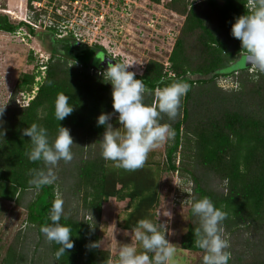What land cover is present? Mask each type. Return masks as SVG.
Segmentation results:
<instances>
[{"label": "trees", "instance_id": "16d2710c", "mask_svg": "<svg viewBox=\"0 0 264 264\" xmlns=\"http://www.w3.org/2000/svg\"><path fill=\"white\" fill-rule=\"evenodd\" d=\"M38 1L41 0H27L28 8ZM164 7L184 17L168 57V72L163 63L149 60L142 74L134 78L143 80L146 88L152 90L144 96L148 105L155 103L157 87L183 81L190 85V91L181 99L175 120L162 114L160 123H169L175 131L174 138L166 142L164 163L145 162L135 171L118 167L116 162L102 156L100 140L104 128L97 125L98 116L112 113L109 122L116 128L120 124L118 113L112 108L111 85L102 74L91 72V69L101 73L104 70L93 68L85 54L94 51L107 54L106 50L99 45L83 47L70 38L56 39L62 20L54 12H43L53 20L45 32L49 60L41 82L35 81L37 71L23 74L5 105L4 123L0 127L5 132L0 138V201L13 202L26 210L27 225L37 236L34 250L45 252L47 261L39 253L44 264H109L110 251L89 247L101 241L103 204L109 199L128 201L129 210L121 228L131 233L141 219L155 222L158 183L169 172L187 178L191 184L190 222L181 239V250L205 254L195 246L194 231L200 222L191 204L194 199L206 196L227 214L222 223L224 231L235 234L242 229L249 234L250 238L244 239L250 256L246 264H264V74L251 75L249 68L227 71L239 56L245 55L240 42L231 35V27L236 18L249 11V0H170ZM21 25L0 15L2 33L13 34ZM220 77H233L238 88L222 90L216 84ZM34 88L37 90L33 99L22 106L17 97L21 93L30 94ZM59 93L68 95L75 107L62 121H57L54 115ZM33 123L47 129L50 141L59 126L68 128L71 136L76 137L70 166L66 168V162H59L62 165L59 171H67V177L62 176L63 182L57 178L55 184L39 191L29 186V172L45 166L28 159L32 145L30 138L22 134ZM78 150L87 151L86 157L77 160ZM216 186L221 188L216 190ZM56 191L64 194L60 223L72 228L74 242V247L66 249L58 260L55 253L59 245L49 242L41 231L51 223ZM30 194L34 196L28 199ZM78 208L82 210L81 217ZM24 239L23 233L14 238L3 264H27Z\"/></svg>", "mask_w": 264, "mask_h": 264}, {"label": "clouds", "instance_id": "9594fccd", "mask_svg": "<svg viewBox=\"0 0 264 264\" xmlns=\"http://www.w3.org/2000/svg\"><path fill=\"white\" fill-rule=\"evenodd\" d=\"M26 7L28 8L27 2ZM3 12L7 14L6 11ZM20 23L22 25L18 29L27 28V24L24 22L18 24ZM231 35L240 42L245 53L243 57L245 66L248 65L254 72L264 74V0H249V11L235 19ZM132 65L109 63L102 73L103 79L111 85L112 108L118 113L120 127L114 129L109 122L112 113H102L97 118V125L104 128L100 140L102 156L128 171L142 168L151 151L174 138L175 131L171 125L160 123L162 114H166L169 120H175L179 115L181 99L190 91L188 83L175 81L167 86L157 87L154 91L155 103L145 104L144 96L152 90L146 88L143 80L134 78L136 73L128 70ZM69 101L68 95L64 93L57 95L54 103L57 121L64 120L74 111L75 107ZM4 110L5 106L0 107V127L4 123L2 119ZM22 134L30 138L32 145L27 153L28 159L31 162H42L45 166L30 170L29 186L36 191L45 186H52L57 180L54 169L58 163L61 160L70 162L73 159L71 149L74 143L70 130L59 126L57 135L50 141L47 129L33 123L26 127ZM4 135L5 132L0 130V138ZM63 204L61 198L53 201L50 211L51 223L41 228L49 242L59 245L55 253L57 260L65 255L66 249L74 247L71 239L72 228L60 223L64 215ZM191 210L200 222L194 236L195 246L205 253L203 264H229L231 253L227 249L230 248V243L223 237L222 227L227 214L215 207L206 196L194 199ZM161 215L170 220L172 213L165 207L157 214L155 222L150 219H141L137 222L132 229L135 243L119 244L117 264H177L176 245L165 238L166 224L158 223ZM115 230L114 225V232ZM89 247L99 248L100 242H95Z\"/></svg>", "mask_w": 264, "mask_h": 264}, {"label": "rangeland", "instance_id": "374dc122", "mask_svg": "<svg viewBox=\"0 0 264 264\" xmlns=\"http://www.w3.org/2000/svg\"><path fill=\"white\" fill-rule=\"evenodd\" d=\"M121 1L124 2V0ZM121 1L109 0V3L106 1L103 14L105 16L104 19L110 18L107 24L101 31L92 29L93 34L85 36V43H81L82 41L78 43L83 47H90L94 46L93 42L96 41L98 43L96 45L103 47L99 42L102 43L105 47L103 48L107 52L104 55L111 59H116L118 63L133 64L128 70L135 72L136 75H141L149 60H155L160 63H165L168 60L175 39L184 22V17L167 10L164 7L165 2L153 4L148 0H135L124 6ZM26 2L27 0H0V15H6L13 24L24 22V20H27L29 13ZM60 3L62 4V1ZM3 11H6L7 14ZM71 20H73V17ZM49 21H52V19ZM45 23L46 25L48 24L46 20ZM22 29L28 32L26 27H22ZM66 31L64 30V32ZM95 31L98 34H95ZM45 32L47 30L43 28L34 30L36 36H31V38H24L16 33L7 34L0 32V107L7 105L17 82L23 74H32L37 71L36 65H38L39 56L49 57L48 40L45 39ZM59 35L56 39L70 38L69 34L61 33ZM90 43L93 44L91 45ZM94 53L95 51L85 54L86 61L93 68H95V60L101 54L96 52V57L93 58ZM243 57L244 55L239 56L227 71L235 72L249 68L248 65L245 66ZM248 73L256 75L257 72L249 68ZM253 79H257V76H253ZM216 84L217 86L219 85V78L216 80ZM32 96V93L28 94V96L27 93H21L17 99H19L20 103H23V101L27 102ZM113 128L115 129L116 127ZM121 131H123L122 128ZM72 138L74 143L76 137ZM166 142L151 151L146 162L162 165L164 163ZM79 145H81V141ZM86 152L80 150L77 154V160L81 156L86 157ZM176 163L178 164V159ZM65 165L66 168L67 165L70 166L68 162ZM61 166L58 163L54 169L59 182L68 175L67 171H59L62 169ZM60 172H62L61 175L59 174ZM72 183L73 180L71 179L70 184ZM211 184L212 186L215 185L214 182ZM219 188L221 186H216V190ZM157 191L159 193V206L156 211V218L157 214L162 212L165 207L172 213L170 220L161 215L158 223L166 224L167 233L165 238L176 245L175 259L177 264H203V253L180 249L181 239L185 235L190 222L188 213L191 202L190 182H188L187 178H181L177 173H164L158 183ZM56 195L57 198H64L62 192L56 191ZM32 196L34 195L30 194L28 199ZM128 210L127 200L117 202L115 199H109L102 206L100 249L110 251L111 260L109 264H117L119 244L135 243L132 233L121 228ZM78 215L79 217L82 216L81 208H78ZM26 216L27 213L24 208L18 207L13 202L0 201V264H3L8 247L19 233L25 235L23 248L27 264H44L40 259L39 253L42 252L44 255L45 252H36L34 250L37 236L27 225ZM223 237L230 243L231 264H246L250 260V256L244 239L250 238L249 234L242 229L235 234H228L223 231ZM44 258L47 261L45 255Z\"/></svg>", "mask_w": 264, "mask_h": 264}, {"label": "built area", "instance_id": "2783aa9c", "mask_svg": "<svg viewBox=\"0 0 264 264\" xmlns=\"http://www.w3.org/2000/svg\"><path fill=\"white\" fill-rule=\"evenodd\" d=\"M62 1V4L60 3ZM109 0H41L38 2H33L31 4V7L28 8L29 13L27 15V20H24V23L27 24L33 31L39 30L43 28L44 30H47L48 27L52 26L53 20L49 21L51 19L50 15H44V11H48L49 14L54 12L57 16L61 18V22L58 23V36L59 34H69L70 38L77 42L85 43L86 41L85 36L92 35V29L101 31L102 28L107 24L108 20L110 18L104 19L103 14V8L105 5V2ZM121 1V0H119ZM135 0H124L121 1L122 5L129 4ZM163 3L170 1V0H161ZM48 2V3H47ZM53 3V5H52ZM56 3V4H55ZM55 4V5H54ZM49 9V10H48ZM36 15H39L38 18H36ZM106 15V14H105ZM73 17V20L71 18ZM45 20L48 22L46 25ZM91 28V29H90ZM64 30H67L64 32ZM95 31V34H98V32ZM17 35H22L24 38H31L33 36L29 31L25 32L22 27H20L16 32ZM94 45L98 44L96 41L93 42ZM93 43H90L91 45ZM103 47L104 45L99 42ZM81 45V44H79ZM93 46V45H92ZM90 46V47H92ZM105 48V47H104ZM106 50V49H105ZM49 60V57H44L43 55H40L38 58V65L37 72H39V75L36 77V82H41V80L45 76V69L47 62ZM165 66V70L168 72L169 69V63L168 60L163 63ZM91 72L97 73L98 75H101V71H95L94 69H91ZM169 75L172 76V74L169 72ZM219 88L222 90H236L238 88V84L236 80L233 77H220L219 78ZM37 88H34L31 92L33 96L35 95ZM28 96V94H27ZM32 98L28 99L27 102L23 101L21 103L22 106H26Z\"/></svg>", "mask_w": 264, "mask_h": 264}, {"label": "water", "instance_id": "95a60500", "mask_svg": "<svg viewBox=\"0 0 264 264\" xmlns=\"http://www.w3.org/2000/svg\"><path fill=\"white\" fill-rule=\"evenodd\" d=\"M98 57L99 58H97L95 60L94 65H95V67L97 69H102L104 71L106 70V68H107V66H108L109 63L114 64L116 62L114 59H111V58H109L108 56H106L104 54H100Z\"/></svg>", "mask_w": 264, "mask_h": 264}, {"label": "flooded vegetation", "instance_id": "af4514ba", "mask_svg": "<svg viewBox=\"0 0 264 264\" xmlns=\"http://www.w3.org/2000/svg\"><path fill=\"white\" fill-rule=\"evenodd\" d=\"M97 51H95V53H96ZM117 63H118V61L116 60V59H114Z\"/></svg>", "mask_w": 264, "mask_h": 264}]
</instances>
